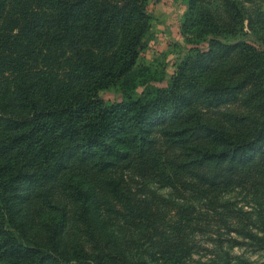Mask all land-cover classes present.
<instances>
[{"label":"trees","instance_id":"16d2710c","mask_svg":"<svg viewBox=\"0 0 264 264\" xmlns=\"http://www.w3.org/2000/svg\"><path fill=\"white\" fill-rule=\"evenodd\" d=\"M187 1L185 27L214 37L167 81L139 62L152 0H0V264L182 263L174 242L197 221L139 196L129 170L264 195V0L217 14ZM110 88L122 99L100 96ZM129 230L162 236L171 257L132 253Z\"/></svg>","mask_w":264,"mask_h":264},{"label":"rangeland","instance_id":"374dc122","mask_svg":"<svg viewBox=\"0 0 264 264\" xmlns=\"http://www.w3.org/2000/svg\"><path fill=\"white\" fill-rule=\"evenodd\" d=\"M222 1L199 0L198 5L217 14L224 10ZM240 1L247 6L251 5L249 0ZM187 2L152 0L150 5L155 21L149 38L143 44L139 62L153 65L157 70L166 69L167 81L176 71L175 64L187 54L191 44L197 43L205 50L208 48V40L214 37L196 38L193 34L198 27H185L189 14ZM100 96L111 102L122 99V94L115 88L100 91ZM124 175L127 184L139 196L149 197L156 192L180 205L188 206L191 219L197 223L183 240L174 242L173 248L177 244L183 248L180 252L176 251L178 257L183 259L180 264H264V221L258 219L261 214L264 217V195L241 186L210 194L197 187H190L188 178H180L175 187H170L164 185L160 177L145 178L131 170ZM245 216L249 219L241 221ZM110 223L116 230L121 231L123 228L118 218L111 219ZM125 237L132 244V253L136 251L150 258V254L156 252V259L152 258L155 263V260L162 262L171 257L169 253L157 251V241L162 244V248L169 249L167 242L158 234L146 237L143 232L136 230L131 234L129 230Z\"/></svg>","mask_w":264,"mask_h":264}]
</instances>
